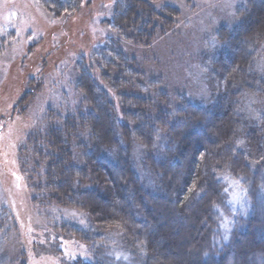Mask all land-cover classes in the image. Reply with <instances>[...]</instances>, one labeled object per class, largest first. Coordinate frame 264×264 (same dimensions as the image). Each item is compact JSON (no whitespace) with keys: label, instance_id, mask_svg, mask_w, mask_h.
<instances>
[{"label":"trees","instance_id":"obj_1","mask_svg":"<svg viewBox=\"0 0 264 264\" xmlns=\"http://www.w3.org/2000/svg\"><path fill=\"white\" fill-rule=\"evenodd\" d=\"M39 1L56 17L80 6ZM155 1L114 0L105 24L117 39L89 56L105 89L79 57L78 105L47 111L27 136L19 163L31 203L83 213L86 231L70 224L62 230L86 244L115 233L141 264H177L168 258L172 249L183 256L190 241L195 256L186 264H264V77L253 70L264 43V0H245L237 24L218 34L222 46L209 68L217 95L208 104L183 98L175 107L150 89L119 45L121 39L149 46L172 27V10L155 8ZM248 98L262 110L244 122L240 108ZM131 138L144 149L152 187L132 168ZM225 175L240 181L249 213L233 222L224 242L217 207L225 200Z\"/></svg>","mask_w":264,"mask_h":264},{"label":"rangeland","instance_id":"obj_2","mask_svg":"<svg viewBox=\"0 0 264 264\" xmlns=\"http://www.w3.org/2000/svg\"><path fill=\"white\" fill-rule=\"evenodd\" d=\"M244 1L156 0L155 8L172 10L167 14L172 27L149 46L119 39L120 48L146 77L150 89L165 95L174 107L183 98L208 104L217 95L209 68L222 46L218 34L237 24V10ZM113 4L114 0H80L75 12L56 17L39 0H0V264H141L115 233L86 244L62 230L63 224H70L86 231L83 213L56 206L34 207L19 163L20 149L47 111L62 114L78 105L74 63L79 57L105 89L89 56L106 39H117L105 24ZM253 70L264 77V43ZM109 96L113 101L112 92ZM23 97L26 102L20 103ZM260 106L248 98L240 108L244 122L254 120ZM129 144L133 170L142 184L152 187L151 174L143 165L144 149L133 138ZM221 179L225 200L217 212L225 242L233 222L249 213V200L239 180L227 175ZM183 249V256L172 249L175 254L169 260L177 264L191 261L193 241Z\"/></svg>","mask_w":264,"mask_h":264}]
</instances>
